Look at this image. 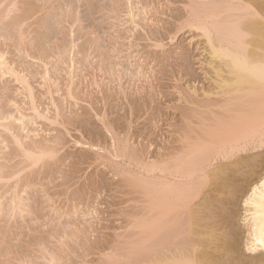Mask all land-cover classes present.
<instances>
[{"label": "rangeland", "instance_id": "374dc122", "mask_svg": "<svg viewBox=\"0 0 264 264\" xmlns=\"http://www.w3.org/2000/svg\"><path fill=\"white\" fill-rule=\"evenodd\" d=\"M10 1L12 0H0V54L4 53L5 59L13 68L24 70L33 88L37 105L47 116V120L37 119V125L33 129L36 128L39 134L37 133L33 141L38 139L36 141L39 143L41 139L44 140L41 141L45 144L41 141L39 144L44 147L48 145L47 148L55 147L59 155L55 162L43 159L44 162L41 160L35 166H28V162L22 160L23 155L20 152L19 155L18 148L11 142L12 139L7 137L9 134L1 132L0 168L2 167V172L7 171L5 173L11 177L15 170L23 166L22 170L20 169L23 171L22 176L19 175L21 171L19 174L15 171L13 175H16V179L20 176V182L17 184V180L12 176V179H8L11 183H6L8 188L12 184L10 189L15 192L16 185L22 190L28 183L26 191L22 190L18 195L22 192V198L19 197L31 214L26 219L9 222L11 206L8 202L11 199L6 195L11 192L5 189L7 185L0 186L3 197H7L1 198L3 216H0V264H44V261L48 264L44 258L49 255L57 258L55 264H70L71 261L82 258L76 246L71 243V237L76 235L79 239L83 233L87 200L84 201L83 210L73 201L71 212L68 211V190L61 177V170H74L73 174L79 180L78 170L84 168L85 164L91 166L99 159L94 152L90 154V158L85 159L89 149L78 148L80 141L90 144L92 149L99 146L105 150L101 156L106 158V164L101 172L113 178L115 183L113 173H117L118 169L113 168L115 164L112 165L111 161L113 159L121 162V159L115 160L107 155L108 150H112L113 137L107 135L106 129L113 131L117 141L123 139L125 142L127 136L121 129L131 130L136 145L140 144L143 135L145 147L139 151H142V154L144 152L146 158L159 157L175 144L187 116L192 114V109H197L190 102L192 91H188L189 88L199 93L198 99L203 98L202 92L213 88L214 76L208 64L205 38L197 34L193 39L192 30H188L178 37V43L184 45L186 41L192 40L196 47H189L193 53L198 48L199 55L204 57L203 61H198L194 55L191 64L183 73L179 69L176 71L168 80L172 87L163 89L166 93L163 103L158 84L156 99L153 98L151 84L148 85L147 92L145 91L139 79V72L143 69L146 78L152 70L148 60L154 57L145 55L144 64L137 65L136 53L130 57L129 48L125 45L128 43L130 32L135 33L136 48L139 52H144L149 47L148 41L152 33L149 28V35H145L142 24V30L137 31L133 22L128 21V4L131 1L134 2L133 5L160 3L161 0H129V3L127 0H13L16 7L8 11ZM132 10L136 11L135 14H141L135 8ZM30 56L31 60L28 59ZM38 60L40 63H37ZM69 70L73 77L70 76L72 74ZM46 71L48 80L43 76ZM180 79L183 80V93L177 89V81ZM69 83L72 84L74 97L72 90L69 92L67 88L70 87ZM19 86L11 75L2 77L0 74V115L5 112L8 114V111L13 112L11 102L15 99L21 107H28L27 94L21 86L19 89ZM161 121L163 131L160 135H155V125ZM165 132L168 133L166 136ZM44 138L56 140L46 142ZM73 140L76 144L72 143ZM153 144L156 145L155 148ZM5 173L2 175L8 177ZM122 180L120 175L118 186L122 194L108 202L103 225L96 228L87 226L95 233V237L87 244L86 252L88 258L96 264H105V253L113 250L117 241L125 240L124 228L131 220H127L131 217L128 215L138 211L135 207L138 205L139 201L136 200L140 194L137 195L138 193L136 194L131 186H126L127 183ZM7 190L8 192H5ZM109 191H112L111 187ZM12 193L10 195H13ZM235 205H231L235 208L233 212L241 214L243 207L239 203ZM124 206H127L128 212L121 215ZM238 215L234 217L237 223L241 222ZM237 226L242 227L241 223ZM126 229L127 227L125 232L128 231ZM97 241L102 243L98 245Z\"/></svg>", "mask_w": 264, "mask_h": 264}, {"label": "bare ground", "instance_id": "6f19581e", "mask_svg": "<svg viewBox=\"0 0 264 264\" xmlns=\"http://www.w3.org/2000/svg\"><path fill=\"white\" fill-rule=\"evenodd\" d=\"M127 1L129 3L131 0ZM229 2H233V0H190V3L193 5L226 4ZM234 2H240V0H234ZM131 3L133 4L134 2L131 1ZM13 5H15V2L12 0L7 10L11 11ZM5 8L6 7H4V9ZM132 9L134 8H129L128 13L126 12L128 21L130 22H133L132 19H134V16L137 14H135L136 11L134 10V12ZM193 13L194 15L211 14L220 17L217 24L219 25L221 35L219 37L214 36V45L219 52V56L223 57V59L217 58L213 60L211 47L208 45L207 39H204L206 43L205 48L209 55L208 64H212L211 69L214 76L213 88L210 91L202 92L203 95H201L203 98L200 97L201 99H198L199 93H197L195 89L191 90L192 95L190 94V102L193 103L197 109H192V114L187 116L186 123L180 129V133L184 129H187L190 134L184 139H181V135L179 134L175 140V144L171 145L165 154L159 157L146 158L144 152L142 154V151L139 150L126 153L119 140L117 141L116 148H112L111 157L115 160L117 158L121 159V162H116L117 160L114 161L113 159L111 161L113 163L112 165L115 164L113 168L118 169L114 170H117L116 172L121 175V180L124 178L122 181L127 183L126 186L129 185V188L132 187L131 189H133L134 192L136 191L135 193H138L137 195L140 193L152 194L151 199L147 201L148 207L151 210L152 204L155 203L159 210L156 211L154 215L151 214L150 211H144L142 208L139 211L130 213L128 216L131 215V217H128L127 220H131L129 222L127 221L128 224L126 223L125 225L128 231L125 232L124 228V233H126L125 240L117 241L119 244L116 243L114 249L112 248L113 250L109 253H105V261H109L110 259H121L124 261L134 260L137 264H181L182 261L189 257L202 260L214 257L219 252H224L234 260H246L248 264H260V261L264 259V255H262L264 249L259 246H256L255 252L247 251L248 245L252 243L255 238L264 234V189H260L257 186L259 176L255 178L248 177L243 182L239 179L241 166L246 165L248 159H259L261 149L257 146L252 152L241 153L240 155L242 158L236 162L224 159V153L230 152L231 146L237 138L245 134L259 131L258 120L248 122L240 118V114L248 107L250 97L247 91L248 82L246 75L243 72L233 73L229 71L228 68L229 57L236 55L228 38V10L195 7ZM215 31L216 28L214 27L213 32ZM0 55H4V53ZM72 60L70 61L73 63ZM0 72L2 77L8 76L9 74L13 79L15 78V81L17 78H20L21 83L19 85L23 89V92H26L27 95L24 94V96H27L26 99L28 98V103L26 102L28 107H26V105V108H23V106L21 107V104L19 103V105L17 101H15L16 99H13L14 101L11 102L13 105L10 104L14 107L13 112L8 111V114H6L7 112H5V114L2 112L4 115H0V135L1 132L9 134L7 137L12 139V141L11 139L10 141L15 144L16 149L18 148V153L20 152L23 155L24 159L22 160H26L25 162H28V166H30L29 164H31V167L32 165L35 166L36 163L41 162V160L44 162V160L41 159L42 153L55 148H47L48 145L44 147V145L42 146L39 144L42 139L39 143L36 141L38 139H36L35 142L33 141L34 137L36 138L39 134V132L35 130L36 128L33 129V127L37 125V119L47 120V116L39 109L33 88L26 74L21 76V71L9 65L5 57L3 65L0 66ZM70 74H72L71 71ZM43 76L48 80L47 71ZM70 76L73 77V74ZM71 81H73V79ZM71 85L67 87L69 92L73 89ZM20 86L18 87L19 89ZM71 94L74 97L73 90ZM71 94H69V96H71ZM253 99L258 108V96ZM56 110L58 112V109ZM57 112L56 114L58 115ZM20 132H23L21 134L24 136H22ZM45 140L46 142L50 141V139L47 140V138ZM54 140L50 142H54ZM57 141L59 140L57 139ZM57 141L55 144L56 147ZM209 144L211 147H209ZM28 153H31L32 159L28 157ZM25 162L24 164L27 166ZM22 167L23 166L15 170L18 171L16 174H19ZM25 167L24 169L27 168ZM1 168L0 183L1 181L3 182L0 186H4L5 184L7 185L6 188L4 187L5 189L10 190L9 192L11 193L14 192L12 193L13 195H10L11 193H7L9 195H6L5 192H8V190L4 192V195L10 196L11 201L8 200L11 204L10 202L8 203L11 206L9 210H12L14 201L17 207L22 203L21 198L23 195L20 196L22 192L20 195H18V192L22 190L25 192L28 183H25V189L21 186L23 188L19 190L21 188L16 185L18 191L16 188V192L15 190L11 191L13 190L10 189L12 184L10 188H8V183H11L8 179L15 174V171L14 173L9 171V173L11 172L13 174L9 177L10 174H6L5 172L7 171H4V169V172H2ZM205 169L214 170V174L218 172V179H216L211 192L206 195L204 203H210L219 193L227 190L228 195L225 197V210H222L218 215L206 216L200 219L189 241L177 243L174 236L170 235L167 231H162L160 227L155 224V218L163 214L166 200L178 197L179 193L176 191L177 185H197ZM22 172L23 171H21L19 175L22 176ZM2 173H5L8 177L4 176V174L2 175ZM14 177L16 179V175L12 178ZM19 177L16 179L17 184L21 179V177L20 179ZM6 181H8V183H6ZM248 181H251V183ZM23 184L21 183V185ZM253 188L256 189L255 192L252 191ZM0 195L1 202L3 193ZM139 196H137L139 198H137L136 201L145 200L144 195L140 194ZM4 197L2 199H4ZM22 200L24 202V199ZM237 203L243 207V212L241 214L239 213V215L236 214L237 212H233L235 209L233 207H235ZM231 205L233 207H231ZM135 208V210H138V205ZM233 213L236 214V217L237 215L239 216L238 218H240L241 222L237 223L236 220H234L235 216H233ZM240 223L242 226L241 228L237 226V224ZM122 235L124 236L123 233ZM123 236H121V239H124L122 238ZM241 244L242 247H240ZM47 257L50 258L47 259ZM45 258L44 260H47L48 264H55V259H57L54 258L53 255L46 256ZM32 263L35 264L34 262ZM43 263L46 264L45 261Z\"/></svg>", "mask_w": 264, "mask_h": 264}, {"label": "snow or ice", "instance_id": "6c2138e0", "mask_svg": "<svg viewBox=\"0 0 264 264\" xmlns=\"http://www.w3.org/2000/svg\"><path fill=\"white\" fill-rule=\"evenodd\" d=\"M16 7V5H13ZM128 7L135 8L141 14L134 16L133 26L137 31L142 30L145 35H149L147 29H151V39L148 41L149 47L144 52H139L136 48L137 40L135 33L130 32L128 43L125 45L129 48L128 55L131 57L136 53V64L143 65L145 55L154 57L149 59L148 63L152 65V70L148 72L147 77L143 75V69L139 74V79L148 90V85H152L153 98L156 99L157 84L160 87V98L163 103V97L166 95L163 89L165 87L171 88L168 80L175 75L179 69L181 73L185 71L191 64L193 56L195 55L198 61H203L204 57L199 55V49L193 53L189 45L195 48L192 40L186 41L184 45L178 43V37L188 30H192L193 39L197 34L202 38H206L208 45L211 47V55L213 60L223 57L219 56V52L214 45V36L219 37L221 32L217 21L220 17L215 15H194L193 9L195 7L227 9L228 23L227 31L228 38L236 52L235 56L229 57L228 68L233 73L243 72L247 77V91L250 97L247 109L240 114L243 121L254 122L258 120L259 131L242 135L237 138L231 146L230 152L224 153V159L236 162L241 159V153L252 152L257 146L260 147L259 159H248L246 165H242L239 173V179L243 182L248 177L255 178L259 176L258 187L264 189V0H240V2H229L226 4H203L193 5L188 3V0H161L160 3H148L133 5L131 2ZM75 27V25H73ZM216 31L213 32V28ZM131 45V47H129ZM29 60L32 59L30 56ZM4 55H0V66L3 65ZM37 63H40L38 60ZM212 64L209 63V67ZM24 70L21 69V76ZM133 78L135 74L133 73ZM16 83L19 85L21 79L17 78ZM177 89L183 93V80L177 81ZM188 91H191L189 88ZM258 96V108L254 102L255 97ZM127 107V106H126ZM162 121L155 125V135H160L163 131L161 127ZM107 135L113 137L112 148L117 146V140L113 131L106 129ZM127 136V142L121 140L124 151L131 153L134 150L138 151L145 147L144 137L141 136V142L136 145L133 140V133L131 130L121 129ZM168 133L165 132L166 136ZM190 133L184 129L180 135L181 139L187 137ZM76 144V141H72ZM71 147V145H66ZM81 149H89V154L84 158H90V154L94 152L99 159L94 164L88 166L85 164L84 168L79 169V180L74 176V170H61V177L64 179L67 190L71 212V203L73 201L80 205V210H83L84 201L87 200V214L85 216L86 225L83 233L80 234L79 239L76 235L71 237V243L76 246L78 252L81 254L80 259L71 261L70 264H96L95 261L88 258L86 246L95 237V233L90 231L87 227L91 225L96 228L98 225L102 226L104 218L107 215L108 202L116 197H119L122 192L118 186L120 176L118 173H113V178L101 172L105 167L106 158L101 156L105 150L102 147L92 149V146L81 140L77 145ZM156 145L153 144V148ZM209 147L211 145L209 144ZM111 150H108L107 155L111 156ZM32 159L31 153L27 154ZM59 155L58 149L50 150L41 154V159H47L55 162ZM111 171V169H109ZM218 179V172L214 174V170L205 169L201 174L200 182L195 186L177 185L176 191L179 193L178 197L170 198L165 201V209L162 215L155 218V224L160 227L162 231L169 232L174 236L177 243L187 242L195 230L197 222L206 216L218 215L222 210H225L226 199L228 191L225 190L219 193L210 203H204L206 195L211 192L214 183ZM251 183V181H248ZM112 191H109V188ZM256 191L255 188L252 189ZM145 196V200L138 202V211L142 208L144 211H150L155 214L159 209L153 203L151 210L148 207L147 201L151 199L152 194L140 193ZM77 215H79V211ZM128 212L127 206L121 209V215H126ZM31 212L25 208L21 203L17 207L16 202H13L12 210L9 213V222L12 220L26 219ZM0 216H3L2 202H0ZM84 241V243H82ZM102 241H97L99 245ZM256 246L264 249V234L255 238L247 247L248 252H255ZM264 255V252H262ZM105 264H137L134 260L124 261L121 259H110ZM181 264H248L246 260H234L231 256L224 252H219L216 256L205 259H192L189 257L181 262ZM264 264V259L260 261Z\"/></svg>", "mask_w": 264, "mask_h": 264}]
</instances>
